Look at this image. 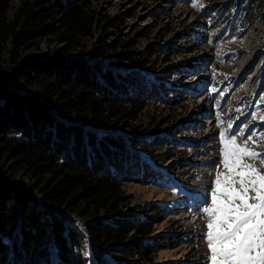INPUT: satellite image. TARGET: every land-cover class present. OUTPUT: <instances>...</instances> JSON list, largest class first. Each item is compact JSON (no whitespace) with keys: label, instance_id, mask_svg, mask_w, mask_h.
I'll return each mask as SVG.
<instances>
[{"label":"trees","instance_id":"trees-1","mask_svg":"<svg viewBox=\"0 0 264 264\" xmlns=\"http://www.w3.org/2000/svg\"><path fill=\"white\" fill-rule=\"evenodd\" d=\"M106 21H96L89 0H0V264H90L88 252L93 264H107L103 254L115 264H151L175 245L171 236L150 238L146 207L126 211L123 184L157 182L140 153L160 165V150L179 141L107 130L125 129L131 108L174 107L184 93L168 98L167 87L157 91L129 70L145 58L109 60L105 47L91 61L76 57ZM51 38L59 45L48 56L23 57Z\"/></svg>","mask_w":264,"mask_h":264},{"label":"rangeland","instance_id":"rangeland-1","mask_svg":"<svg viewBox=\"0 0 264 264\" xmlns=\"http://www.w3.org/2000/svg\"><path fill=\"white\" fill-rule=\"evenodd\" d=\"M89 1L96 21L109 17L116 26L95 24L76 57L91 61L95 48L105 47L109 60L120 53L145 58V67L132 65L129 70L150 79L159 90L168 86L186 94H180L174 107L154 101L142 109L131 108L135 118L128 119L125 129L107 130L122 137L133 132L155 141L165 136L179 141L176 150H160V158H155L166 159L160 165L140 153L162 179L149 185L123 184L126 211L138 214L146 207L155 222L150 238L177 239L151 264H210L203 208L210 206L217 168L223 170L219 133L234 134L241 144L248 140L261 154L250 162L264 172V0H199L196 7L197 0ZM115 43L123 44L116 52ZM58 45L52 38L44 40L39 50L23 57H46ZM15 89L25 91L18 84ZM172 92L167 89L168 98ZM19 181L25 184V179ZM157 206L162 214L154 212ZM88 258L92 264L89 252Z\"/></svg>","mask_w":264,"mask_h":264},{"label":"snow or ice","instance_id":"snow-or-ice-1","mask_svg":"<svg viewBox=\"0 0 264 264\" xmlns=\"http://www.w3.org/2000/svg\"><path fill=\"white\" fill-rule=\"evenodd\" d=\"M219 138L223 170L217 168L210 206L203 208L210 264H264V172L250 162L261 154L225 130Z\"/></svg>","mask_w":264,"mask_h":264}]
</instances>
